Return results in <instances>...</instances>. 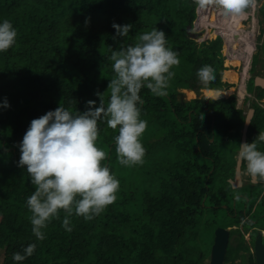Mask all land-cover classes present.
I'll use <instances>...</instances> for the list:
<instances>
[{
	"label": "trees",
	"instance_id": "1",
	"mask_svg": "<svg viewBox=\"0 0 264 264\" xmlns=\"http://www.w3.org/2000/svg\"><path fill=\"white\" fill-rule=\"evenodd\" d=\"M198 5L196 0H0V20H10L18 30L16 44L0 53V103L7 98L11 105L0 108V264H14L13 254L30 243L36 250L22 264H207L213 233L222 224L218 220L229 215L239 225L249 215L246 221L262 225L264 183L250 178L233 188L228 180L235 168L222 170L230 162L224 145L233 142L239 148L246 115L235 94L202 95L196 69L205 63L215 70L207 88L233 85L224 80L223 38L198 41L193 35L203 33L194 31ZM260 10L264 15V3ZM114 22L132 24V31L114 40ZM231 22L243 27L236 18ZM153 28L165 31L180 63L171 69L175 75L166 95L141 89V118L148 122L141 137L143 163L121 165L115 151L119 126L98 123L97 143L108 153L103 163L120 181L117 199L91 220L73 214L71 231L62 226L66 214L61 210L44 229L45 239L37 240L26 204L34 186L18 166L19 142L33 119L60 103L73 113L87 110L89 100L99 106L98 93L107 103L115 75L112 51L136 43ZM255 56L250 72L256 69ZM230 75L237 80V74ZM249 81L255 88L254 76ZM183 90L197 96L187 99ZM256 91L264 98V88ZM252 107L247 142L264 132V107L257 102ZM231 247H242V241ZM230 260L228 246L226 264H234Z\"/></svg>",
	"mask_w": 264,
	"mask_h": 264
},
{
	"label": "clouds",
	"instance_id": "2",
	"mask_svg": "<svg viewBox=\"0 0 264 264\" xmlns=\"http://www.w3.org/2000/svg\"><path fill=\"white\" fill-rule=\"evenodd\" d=\"M206 2L196 0L201 6ZM215 3L229 19L236 16L243 28L248 26L249 23L244 21L250 22V19L241 21V16L247 13L250 5L252 9V0H215ZM257 15L256 11V18ZM112 27L116 30L114 40L126 38L132 31V24L114 22ZM241 28L238 27L239 30ZM17 37L18 30L13 23L8 19L0 20V53L12 48ZM257 49L256 39L248 74ZM109 59L115 75L108 85L110 96L107 103L104 93L97 94L99 106H96V101L89 100L87 110L83 112L73 113L60 103L54 110L33 119L19 142L18 166L27 171L34 186L26 204L32 214V233L37 240L45 239L44 229L53 219H59L61 210L66 214L62 226L71 231L70 217L73 214L91 220L115 202L120 181L109 165L103 163L108 153L98 146V123L106 122L112 129L119 126L115 151L121 165L132 167L142 164L146 149L141 137L148 122L141 118L144 103L141 89L146 87L154 95H166L175 75L171 69L180 63L178 53L168 44L167 34L158 28L139 35L134 44L126 47L122 44L119 49H114ZM237 71L239 81L240 70L237 68ZM196 76L206 96H211L207 85L215 79L214 68L207 63L202 64L196 69ZM10 106L7 98L0 103V108ZM261 143H264V132H259L252 142L239 143L237 155V162L255 181H264V151L259 150ZM36 247V243H30L22 251L15 252L12 257L14 264H22L34 254Z\"/></svg>",
	"mask_w": 264,
	"mask_h": 264
},
{
	"label": "rangeland",
	"instance_id": "3",
	"mask_svg": "<svg viewBox=\"0 0 264 264\" xmlns=\"http://www.w3.org/2000/svg\"><path fill=\"white\" fill-rule=\"evenodd\" d=\"M255 0H252V3L254 2ZM257 2H258V5L260 4H263L262 3V0H260V2L258 1V0H256ZM207 2H208V13H207V15H210V17H215V20H217V8H219V6H217V4L215 3V0H207ZM251 6V5H250ZM250 6H249V10H247V12H249L250 11ZM206 6H205V4L203 5V6H201V5H198V8H197V18H196V20L194 21V31H197V32H200V31H202L203 33H200L199 35H195L194 34V32H193V35H194V37H196L197 38V40L198 41H201V40H205V39H207V38H215V33L217 32L216 30H215V28H213V27H210L209 26V23H214V22H209V23H207V24H205V23H203V21L205 20V18H206V14H203V11H204V8H205ZM258 17L259 18H262V16H260L259 14H258ZM257 18H256V20H255V33H256V35H257V37H256V39H257V43H258V46L259 45H263L264 44V36H262V37H260V33H261V29H260V27L258 28V30H257V27L259 26L258 24H257ZM246 24L247 23H252V21L250 20V22H247V21H244ZM250 27V26H249ZM260 47H262V46H259L258 47V49L256 50V52H255V54H256V71L255 72H249V74H248V72H247V74L248 75H250V77H252L253 75L254 76H260V77H263L264 78V48L262 47V49H259ZM257 54L259 55L260 54V58L258 59L257 57ZM236 61H234V63H235ZM238 62V61H237ZM240 62H238L237 63V65L239 64ZM250 64H251V59H250V62H249V66H250ZM239 70H240V68H239ZM238 72V71H237ZM238 78V77H237ZM235 80V79H234ZM251 82L250 81H248V83H247V88H246V91H247V93H250V95L251 96H248L247 95V98H246V100H243V96H242V94H241V88L240 89H238V84H236V86L235 87H232L228 92H227V95L229 96V95H231V94H235L236 96H237V106L238 107H240V108H242L243 110H244V113L245 114H248V112H249V110L250 109H252V103H251V101L249 100V98L250 97H254V95L256 94V92L254 93V88H252L251 87V84H250ZM250 84V85H249ZM248 85H249V88H248ZM201 91H202V93H204V91H203V89H201ZM183 92H184V94H185V97L187 98V99H191V98H194L195 96H196V94L195 93H191V92H189V90H183ZM251 93H253V94H251ZM245 94V93H244ZM210 97H212V96H210ZM264 100V99H263ZM255 102H257L256 100H255ZM260 102L261 103H263L261 100L259 101V104H260ZM258 103V102H257ZM260 105H262V104H260ZM263 106V105H262ZM264 107V106H263ZM252 140H253V138H252ZM238 147V145H237V143H233V142H228L226 145H224V151L222 152L223 153V156L225 157V158H227V159H229L230 160V162L228 161H226V164L224 163V165H223V168H222V170L224 169V168H226V167H229V168H235V170H236V167H237V164H238V162H237V154H238V150H239V148H237ZM221 160L223 161V159L221 158ZM234 161L236 162L235 163V165H233V163H234ZM235 175H236V173H235ZM222 176H223V172H219V173H217V174H215V178H216V180L218 181V185H219V181H222ZM235 177V176H234ZM241 181L243 182V183H246V182H248L249 180H250V178L251 177H249L248 175H247V173H246V171H244V169L242 170V172H241ZM252 179V178H251ZM231 180H234V179H229L228 181H230L231 182ZM253 181V180H252ZM254 182V181H253ZM261 182H263L264 183V181H261ZM254 183H257V182H254ZM231 185H232V187L233 188H236V187H234L233 186V184H232V182H231ZM220 186H222V185H219L218 187H220ZM242 186V185H241ZM240 186V187H241ZM233 191H236L235 189L233 190ZM222 214V213H221ZM229 215H227V219L226 218H223V219H220V220H218L217 222H221L222 224L221 225H219V226H223V227H229L230 225H232V224H234V223H232V222H234V220L233 219H231L230 217H228ZM260 216H262V217H264V214L262 215V214H260ZM220 217V216H219ZM262 220V222L263 223H261L262 224V226H263V228H264V221H263V218L261 219ZM217 222H215V224L217 223ZM250 226V225H249ZM239 228H240V230H241V232L242 233H244V237L249 241V239H248V237H249V231L251 230V228L250 229H248V228H246L244 225H239ZM228 229V228H227ZM216 231V230H215ZM210 236V235H209ZM214 236H215V234L213 233V241H214ZM237 236V235H236ZM238 237V236H237ZM237 237H235L234 239H233V243H237L238 241H237ZM211 239V240H212ZM240 240L242 241V239L240 238ZM231 242V241H230ZM243 242V241H242ZM212 245H213V243H212ZM242 247H243V243H242ZM241 247H238V248H233V250H232V247H231V243H230V245H229V256H230V258H231V260L230 261H233L234 259H236V258H240L241 260H242V262H241V260L240 259H237L236 261H234V264H246V261H244V254L243 253H238V250L240 249ZM211 249H212V246H211ZM210 255H211V251H210ZM210 257V256H209ZM207 263H209V258H207ZM224 264H226V262H224Z\"/></svg>",
	"mask_w": 264,
	"mask_h": 264
},
{
	"label": "built area",
	"instance_id": "4",
	"mask_svg": "<svg viewBox=\"0 0 264 264\" xmlns=\"http://www.w3.org/2000/svg\"><path fill=\"white\" fill-rule=\"evenodd\" d=\"M208 2L205 3V6ZM218 6V5H217ZM258 4L256 1L252 4L251 11L242 15L241 18L243 20L250 19L252 23H249L247 27H242L241 30L238 29L237 26L232 25V23H226L223 18H227L229 16L224 15L221 8H217V20H208L210 27L215 28L217 31L215 33V37L221 36L224 39L223 52L225 55V59L227 61L234 62L236 60H240V63L237 68H240V77H239V89L244 86L246 87V81L249 79V75L247 74L250 66L249 62L251 57H249V53L254 52L256 49V39H255V20H256V11ZM250 17V18H249ZM250 26V27H249ZM243 50H246L247 53H243ZM247 65V66H246Z\"/></svg>",
	"mask_w": 264,
	"mask_h": 264
},
{
	"label": "water",
	"instance_id": "5",
	"mask_svg": "<svg viewBox=\"0 0 264 264\" xmlns=\"http://www.w3.org/2000/svg\"><path fill=\"white\" fill-rule=\"evenodd\" d=\"M257 85L264 86V78L263 77H257L256 78ZM254 115V109H250L246 122H251V119ZM250 123H245V126L242 131V142L247 141V132L248 127ZM242 164L238 163L236 167V175L234 180H231L234 187H239L243 185L241 181V171H242ZM254 182H258L253 180ZM215 240L214 244L212 246L211 251V257L209 264H224L225 257L227 253L228 243H229V229L224 227H218L215 231ZM255 249H256V262L257 264H264V244L262 243V236L261 233L258 234V237L256 239L255 243Z\"/></svg>",
	"mask_w": 264,
	"mask_h": 264
},
{
	"label": "flooded vegetation",
	"instance_id": "6",
	"mask_svg": "<svg viewBox=\"0 0 264 264\" xmlns=\"http://www.w3.org/2000/svg\"><path fill=\"white\" fill-rule=\"evenodd\" d=\"M250 79V78H249ZM256 99L257 100V102L259 103V101L261 100H263V98H259V96H258V94H257V92H256V94L254 95V97L252 98V97H250L249 98V100L251 101V103H253L254 102V100L253 99ZM244 100H246V98H244ZM260 104H262L263 106H264V102L263 103H261L260 102ZM261 105V106H262ZM262 106V107H263ZM252 109H254V115H255V108H253L252 107ZM246 115V117H245V122H246V118H247V114H245ZM254 115H253V117H254ZM253 117H252V119H253ZM252 119H251V122H252ZM251 122H250V125H251ZM250 125H249V127H250ZM244 126H245V124H244ZM244 126H243V128H244ZM249 127H248V131H249ZM243 128H242V131H243ZM243 135V134H242ZM247 141H248V132H247ZM241 143H242V139H241ZM238 155V154H237ZM242 170H243V165H242V168H241ZM235 178V177H234ZM233 178V179H234ZM253 180V179H252ZM243 183V182H242ZM244 184V183H243ZM240 187V186H239ZM237 188V187H236ZM249 218V215H246L245 216V218H244V220L242 221V223H240L239 225H244L246 228H248V229H250L251 228V230L249 231V237H248V239H249V241L244 237V233H242L241 232V230H240V228H239V225H237V224H232V225H230L229 227H224V228H228L229 229V243H228V246H229V244L233 241V239L235 238V237H237L239 240H240V238L242 239V243H243V247H241L239 250H238V253L240 254V253H243L244 254V261H246V264H247V262L249 261V264H250V261L252 260V259H254V261H255V264H257V262H256V249H255V243H256V239H257V237H258V234L259 233H261V236H262V243L264 244V228H263V226L262 225H258L257 223H256V221L255 220H250V221H246L247 219ZM250 225V226H249ZM218 227H223V226H218ZM218 227H216V229L218 228ZM215 229V230H216ZM214 234H215V231H214ZM237 235V236H236ZM215 236H216V234H215ZM215 236H214V240H215ZM238 239H237V241H238ZM231 241V242H230ZM241 241V240H240ZM213 244H214V241H213ZM213 246V245H212ZM228 249V248H227ZM211 251H212V249H211ZM227 254V253H226ZM209 256L211 257V255L209 254ZM210 257H208L209 258V261H210ZM237 259H240V258H236V259H234L232 262L234 263V261H236ZM241 260V259H240ZM241 262H242V260H241ZM207 264H209V263H207ZM241 264V263H240Z\"/></svg>",
	"mask_w": 264,
	"mask_h": 264
},
{
	"label": "crops",
	"instance_id": "7",
	"mask_svg": "<svg viewBox=\"0 0 264 264\" xmlns=\"http://www.w3.org/2000/svg\"><path fill=\"white\" fill-rule=\"evenodd\" d=\"M259 2H260V0H258ZM257 3V2H256ZM262 3H264V0H262ZM263 4H259L258 5V10H257V12H258V14L260 15V16H262V18H259L258 17V15H257V23H258V27H257V30H258V28L260 27V29L261 30H263L264 29V15H263V13L261 12V10H260V8H261V6H262ZM260 30V31H261ZM264 45V44H263ZM264 48V47H263ZM260 58V54L258 55V59ZM237 64L236 63H234V62H231V61H227L226 59H225V66H227L228 67V69H226L225 70V72H224V80H226V81H228V82H230V83H232V85L233 86H231L230 88H228V89H225V90H218V89H210V88H207V91H218L219 92V94L217 95V96H212V98H219L222 94H224L225 96H228L227 95V92L232 88V87H235L236 86V84H238L237 82H238V78H237V80H234L235 78H234V75H233V77H232V75H230V76H227V73L228 72H231V73H235V74H237V76H238V73H237V66H236ZM255 71H256V69H255ZM254 76V75H253ZM257 77H260V76H254V79H255V90H254V93L255 92H257L256 90H257V87L259 86V87H262V88H264V86H260V85H257V83H256V78ZM248 83V82H247ZM247 88V87H246ZM246 88L244 89V93H242V94H244V95H242L244 98H247V95L248 96H251L250 95V93H247V91H246ZM238 89H239V87H238ZM191 91H194V90H189V92H191ZM194 93L196 94V92L194 91ZM251 94H253V93H251ZM202 95L203 96H205V97H210V96H206V94L205 93H202ZM196 96H197V94H196ZM195 96V97H196ZM194 97V98H195ZM244 98H243V100H244ZM192 99V98H191ZM264 99V98H263ZM254 100V102H255V98L253 99ZM257 101V100H256ZM262 102H264V100H262ZM240 108V107H239ZM242 172V171H241ZM236 173V172H235ZM242 178V177H241Z\"/></svg>",
	"mask_w": 264,
	"mask_h": 264
},
{
	"label": "bare ground",
	"instance_id": "8",
	"mask_svg": "<svg viewBox=\"0 0 264 264\" xmlns=\"http://www.w3.org/2000/svg\"><path fill=\"white\" fill-rule=\"evenodd\" d=\"M207 13H208V4L206 5V7L204 8V11H203V14H206V18H207ZM234 18H236L237 19V17L236 16H231V19L233 20ZM224 20H225V22L228 24L229 22H231L232 20L230 19L229 21H227V19L226 18H223ZM205 21V24H207L208 23V20H204ZM243 53H247V51L246 50H243ZM249 57H251V52L249 53ZM247 66V65H246ZM242 93H244V86L243 87H241V94ZM242 95H244V94H242Z\"/></svg>",
	"mask_w": 264,
	"mask_h": 264
}]
</instances>
